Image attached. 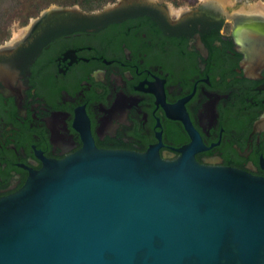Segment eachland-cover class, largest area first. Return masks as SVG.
Instances as JSON below:
<instances>
[{"label":"flooded vegetation","instance_id":"obj_1","mask_svg":"<svg viewBox=\"0 0 264 264\" xmlns=\"http://www.w3.org/2000/svg\"><path fill=\"white\" fill-rule=\"evenodd\" d=\"M230 1L53 4L0 39V198L90 140L264 176V8Z\"/></svg>","mask_w":264,"mask_h":264},{"label":"water","instance_id":"obj_2","mask_svg":"<svg viewBox=\"0 0 264 264\" xmlns=\"http://www.w3.org/2000/svg\"><path fill=\"white\" fill-rule=\"evenodd\" d=\"M181 151L46 159L0 198V264H264V176Z\"/></svg>","mask_w":264,"mask_h":264},{"label":"rangeland","instance_id":"obj_3","mask_svg":"<svg viewBox=\"0 0 264 264\" xmlns=\"http://www.w3.org/2000/svg\"><path fill=\"white\" fill-rule=\"evenodd\" d=\"M25 3L20 4L16 7L15 13L13 14V21L8 27V33L3 35L0 39L17 35L21 31V23L29 21L30 17L37 15L43 8L50 7L53 4H60L53 0H24ZM173 1V0H166ZM175 1V0H174ZM187 0H178V2H185ZM230 2L237 4L242 8H249L255 5L264 8V0H231ZM37 6V7H36Z\"/></svg>","mask_w":264,"mask_h":264},{"label":"trees","instance_id":"obj_4","mask_svg":"<svg viewBox=\"0 0 264 264\" xmlns=\"http://www.w3.org/2000/svg\"><path fill=\"white\" fill-rule=\"evenodd\" d=\"M20 1H22L21 4L25 3L24 0H0V38L8 33V27L13 21V14L15 13L16 7L18 8ZM107 1L110 0H56L60 4L79 3L85 7L100 5ZM175 1L178 2V0Z\"/></svg>","mask_w":264,"mask_h":264},{"label":"bare ground","instance_id":"obj_5","mask_svg":"<svg viewBox=\"0 0 264 264\" xmlns=\"http://www.w3.org/2000/svg\"><path fill=\"white\" fill-rule=\"evenodd\" d=\"M256 6H258V5H256ZM256 6H254V7H256ZM258 7H259V6H258ZM261 8H263V7H261ZM183 151H184L185 155L191 153V152H190V149H189L188 147L184 148Z\"/></svg>","mask_w":264,"mask_h":264}]
</instances>
